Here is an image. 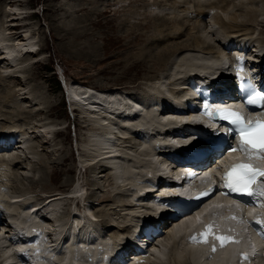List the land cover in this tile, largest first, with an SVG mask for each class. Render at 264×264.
Segmentation results:
<instances>
[{
	"label": "bare ground",
	"instance_id": "bare-ground-1",
	"mask_svg": "<svg viewBox=\"0 0 264 264\" xmlns=\"http://www.w3.org/2000/svg\"><path fill=\"white\" fill-rule=\"evenodd\" d=\"M119 1L120 0H115L114 2L115 6L116 5L118 6L116 7V10L114 11L116 14H123V13L128 12L127 10L129 9V6L134 3V1H130V3H128L127 5L120 6L118 5ZM172 1H176V0H163V2L165 3L171 2L170 4L173 3ZM177 2L181 4L182 9L184 10L183 12H181V14H184V15L182 16L179 13H172V14L166 13V14L161 15L160 16L161 18H158V21L162 22L163 24L169 23L170 25L172 23H178L180 21H183L184 23H180V25L184 29L192 31V33L191 32L188 33L189 35L188 40L190 41L188 40L181 41L180 43L177 42L176 46H173V45L169 46L168 44H170V40L168 37H170L172 31L168 35H165V32L156 33L153 37L151 38L149 37L150 39L146 35L137 36L139 38H143V44H142L143 48L149 49L148 51L145 52L147 57L154 60V62L152 61L153 65L150 67L149 66L150 60H148L145 57V55H143L142 58L145 59L144 66L147 65L148 70L150 69L154 71L155 73L156 71L158 72L156 73L157 75L148 82V84L146 83L147 85H145V87H143L140 91L136 92L138 94H134L132 93V91L131 92L122 91L126 95L135 96L139 98L140 101L151 102L150 108L143 105V107H147L148 109L144 108L142 111L143 113L147 115V119H148L147 121L149 122V124H153L154 126H161L162 123H166L165 120L157 117V124H156V102H163L164 104H166V102L164 101L166 100V98L170 97V98H174L176 102L183 103L182 95L185 92V88L179 87L181 80L199 79L197 78V74H200V72H198L200 70L202 73L215 74L217 72L222 77H225V79H227V82L229 83L230 80L228 79L229 78L228 76L230 75V71L226 70V67H223L222 58H221V53L226 43L232 42V43L241 44V45L243 43V45H247L248 43L250 44V42L251 43L255 42L257 43V47L264 48V42L261 41L262 42L261 43L260 39L258 37L257 38L255 37V33L250 34L249 32H245V33L243 32L244 28L248 29L249 27L238 25L240 24V22H238L237 20L238 15L237 16L232 15L226 19H223L220 17L222 15L221 14L222 12L220 13L219 11L221 7L225 6L226 3L228 4V9H230L233 5L241 6L240 2L233 3V0H193V3H196L197 8L196 6L195 8L192 7L194 9L193 12L195 15L194 18L192 19H189L190 17L186 16L188 15V11L192 9L191 8L188 10L186 5H188L192 1L191 0H181ZM111 6L112 5L110 4L108 7H106V9H108V11H112ZM5 7L0 8L1 13L3 12L2 8L4 10ZM48 8L50 9V12L52 14L51 22L54 23L51 29L53 30V32H55L56 38L59 39V41H64V40L66 41L65 43H63V45L62 44L61 46L58 45L62 51H65L69 55L72 54L74 56L80 55V51L83 48L88 49L86 52L87 56H89L90 53H97L96 52L97 47L93 43L91 37L89 36V31L87 30L86 24L83 22V20L78 19V18H73L71 15H68L69 18H71L70 23L71 22L73 23L74 21L79 20V24L81 23L80 24L81 26H79L78 23H74L72 25L71 24H61L60 20L64 19V16L67 15L69 12L66 6L61 4V5H52L51 8L50 7ZM78 8H81V7L79 6ZM233 9L236 10V8H233ZM212 10L215 11L216 13L213 15V19L211 20V22L214 23L215 26L218 25L216 27L214 25L212 27L211 26L212 23L211 24L208 23V19L210 18L209 14H211ZM61 12H66V13L62 15L60 14ZM149 12L150 11H148V13ZM226 12L228 11H225L224 13L226 14ZM252 12H254L253 8L251 9V13ZM246 13H247L246 17L248 16V14L251 15L250 12L248 11H246ZM190 14L191 13L189 12V15ZM151 15L152 17H156V14L154 15L151 14ZM13 16H17V14L15 13ZM179 18H182L183 20ZM206 18H207V21H206ZM171 19H173L172 22H170ZM227 19H230L229 20L230 22H228ZM17 20L19 19H16V21ZM139 20L140 19H138V21ZM187 20L192 21L194 23H199V25L189 24ZM225 21H227L228 24L226 26L222 25L221 27V24ZM0 22L2 23V20H0ZM12 22L13 21H10L8 23L4 21V24H6V26L8 25L9 27H7V29L4 28V30H1V31L8 32L9 35L5 34L6 39H3L2 43H0L1 44L0 45V54H1L0 60H1V57L2 59H6L0 62V68H4L1 66L2 63L4 65L8 63L7 67L4 69L8 71L10 70V72H11V69L13 70L12 67L18 68L19 64L23 63L24 65V63L25 62L27 63V61H29L30 59H33V58L39 59L38 57L42 56L39 54L40 50H36L35 46H33V43H31L34 38L26 39L25 37L23 38L22 36H19L18 40L22 39V42H23L22 44L12 42V41H17V40H13V38L16 36L15 30L18 31L17 29L11 28V27H14L13 26L14 24ZM261 23H264V21H261ZM203 24H205V27L202 26ZM1 25H3V23ZM142 25L146 26V24L143 23V21H139V23L136 22L134 25L125 26L127 29H125L122 26H121L122 28L121 27L120 28L124 29L126 33L128 34V36H132L134 35L135 32H137V30H139L142 27ZM219 28H221L222 30H225L224 31L225 33L224 32L221 33L219 31ZM168 30L169 29L166 26V30L164 29L162 31L167 32ZM195 31L197 32V35H198L196 37L197 40L199 39L198 42L196 41V39H193V36H194L193 32ZM205 35H207L206 37H208L207 40L204 37ZM210 36L212 37L211 39L209 38ZM10 39L12 41H10ZM0 40L2 39L0 38ZM80 41H84V42L79 43ZM131 41H134V39ZM6 42H9V43L6 44ZM25 42H30V43L26 44ZM185 44H188V45L186 46ZM5 45H7V47ZM77 46H80L79 49H77ZM44 47H46L45 44L43 45V49ZM178 47H180L179 50L175 49ZM257 47H255V49H257ZM181 48L183 49L181 50ZM172 49H175L174 50L175 53H172V51H170ZM254 51L255 50L252 49L250 52H254ZM25 56L27 57L24 58ZM36 59H33V60H36ZM18 61H20V63H18ZM31 66L28 67L24 65L22 69V65H21V69H18V70H20L21 73H24L26 75L28 74L29 68L30 69L32 68ZM34 67L35 65L33 66V68ZM154 67H156V71ZM1 75H4V74H1ZM13 75L14 74H12V76ZM14 76L16 78H13ZM14 76L12 77V81H11L12 84H19L21 79H19L17 75H14ZM204 79H207V77H205ZM29 81L28 83H30ZM24 84H21V85L19 84L16 86L24 87L23 89L25 90L27 89V85H24ZM211 84H213V82H211ZM83 87H86V86L81 85L79 83H74L71 86V88L73 89L72 92L75 94L74 97L84 98L86 100L85 97H87L86 96L87 92L88 93L92 92V93H99L98 95L100 96L104 95L105 96L104 99H108V102H109L108 104L104 102L99 103L97 101L98 98H101V97L103 98V96L94 97V101H96L100 105L96 107L91 106L93 107V109L82 112V118H80L79 126L80 128L83 127L88 132L87 139L86 138L84 139L85 140L84 144L87 145L86 146L87 149L86 147L84 149H82L81 147L80 149L82 154L86 158V160L82 162L83 166H85V168H87L86 170H88L91 173L98 174V171H100L101 174L106 173L107 175H105L104 177L105 178L107 177L109 180L111 179V181L113 180L112 183L115 189H117V191L120 189L121 191L124 190V192L127 193V195L126 194L125 195L131 197V200L117 203V206L115 205L116 206L115 208H110V210H112L113 212L112 213L106 212L107 216L105 217L104 215L101 214V211L97 212V214H100L99 217L102 219V221L98 220L97 216H95L94 218V215L93 213L90 212V210L89 212L91 213L92 218H88L87 216H85V218L87 217V220H86L84 217H82L83 215L81 213L78 214L77 211L75 212L73 211V213L70 214L68 208L64 209V212H62L60 216L52 217L53 219L52 223L57 222V224H59L62 221V219L66 217L67 218L72 217L73 222L72 224H70L69 222L64 223L61 229H57V227H55L54 224L52 225L50 224V219H49L50 217L45 215L46 213L42 215L43 214L42 211L46 208L50 210V208H52L53 203L55 204L56 202L62 201V200L68 201L69 203L72 204L79 198L78 197L79 190L76 189L75 191H71L68 193V195L62 194V193L56 194V195L51 194L50 197L46 198V200L42 199V202H40L41 199L37 201L36 200L29 201L28 200L29 197L27 198V194L25 192L24 193L17 192V194L12 193L13 195H16V196H10L8 193H6L7 196L3 198L7 201H11V199L13 200L11 201V203H9V207H8V211L11 213V215H9L10 221L8 222L6 220V217L0 215V233H1V230L4 231V233L1 234L3 235V239H0V252H1L0 264H4V263L19 264L16 261L14 255L12 254L13 247L9 246L10 244L8 241H6L5 238H9L11 236V232L13 230L12 225L14 223L25 224L24 223L26 221L25 218L31 213V211L28 210L30 207L32 208L31 210H34L33 216L37 217L36 222L38 223V227L42 228L41 222H43V225H46V226L50 225L54 227L55 230L54 232L51 231V235L54 236L55 241H57L58 243L64 242L66 250L67 251L71 250V253H72L71 255H73V253H75L76 251L77 256L79 254L80 255L89 254L90 252L96 253L95 249L97 246L98 247L102 246L104 250L118 249V248L124 247L123 245L125 243L129 246H132L133 244H135L141 247V245L146 242L145 240L142 239V235H143V233L141 232L142 221H140V219L145 214H149V213L142 212L141 209L151 210L155 214L154 216L151 215L152 213L150 214V216H152L151 217L152 219L155 218L158 214L166 216L164 215L166 213V210L163 209L161 204L150 201V199L153 198V196L149 195V193H146V190L149 189V191H151L152 189L151 186L149 184H140L139 181L145 180L146 183H148L149 180L143 179V178H148V179H151V181H153L154 183H156V187L159 185V181L156 180V179H159L158 175H156V164L159 166H164L167 169H169L170 165L168 162L160 160V157L158 156L157 152H162L163 150L171 151L173 148L176 147V144L177 145L181 144L179 142V139L173 137L174 143L173 141H170L169 139L160 141L158 144L162 146L163 148L161 147L158 151H156V141L158 140L156 139V137L154 139L150 138V136L148 137V134H147L148 132H145L142 135V137H140L142 139V142L140 139H137L134 137H125V136L122 137L121 135H125L122 132L123 131L127 132L129 129H133V126L136 125V123H134L135 121L132 120V118H130V121L127 118H125L123 112L121 113L119 112L121 111V108H123L121 106L123 101L118 98V96L120 95L119 90L116 89V90L105 91L104 89H101V90L94 89V88L89 89L88 87H87L88 89H85ZM20 89L16 91L15 88H12V94L9 92V96H8L10 98L9 102H12L14 99L19 98V97H15V94L13 93L23 95V98L21 97V99L23 100H29L30 93L28 95V92L31 91V89H29L27 92H24L23 90L24 93H21L22 90ZM227 89L228 90L230 89L228 84H227ZM31 97L33 98V96ZM34 97L37 98V96H34ZM29 101H32V100H29ZM46 102H47V106L40 108V105L45 103L43 100H40V103L39 104L36 103L35 105L37 106V108L39 107V109L35 110L33 107L31 111L26 110L22 106H17L16 108L13 107L14 110L12 113H10L9 111L3 110V108H0V131H5L12 124V121H13L12 119L16 115L17 117L25 116L28 119L33 118L32 115H39L41 113H45L51 116V113L54 111L55 107H53L52 104H49L48 100H46ZM34 103L35 101L32 102L31 104H34ZM192 113H193L192 115H188V116L183 115L180 117L186 118L189 122H191L194 119L193 115H195L194 112ZM167 114H170V113H167ZM172 115L177 116L174 113H172ZM81 122L84 123L85 125L81 124ZM50 125L51 124L49 123H44L42 124V126H40V128H49ZM8 131L11 132L8 135L13 136L16 139L19 138L20 141L17 142V149H21L23 151L22 153H24V150L26 151L28 149V139L26 138L27 134L20 133L21 134L20 136L19 130L16 128L14 129L10 128V130ZM53 135H54L53 137H56L58 133L54 132ZM193 142H194V146H196L197 148H200V145L197 144L195 137L193 138ZM82 143H83V140H82ZM23 146L24 148L22 149L21 147ZM9 150H10V146H9ZM62 150L63 149H59L56 152L57 153L60 152L61 154ZM16 152L17 150L14 153L7 152L8 153L7 159L6 158L4 159L3 157L0 158V162H3L0 164V179L3 182L2 185L0 186L1 188L2 187L7 188L6 176L10 172L11 162H15L16 160V159L15 160L11 159V157L23 158L19 154V152L17 153ZM105 155H111V156H114L115 158H111L110 156H105ZM118 155H121L122 157H119ZM28 158L29 157H26V160ZM66 159L67 158H64V160ZM130 161L134 163L132 164V166L127 164V162L131 164ZM122 162H125L128 166H126V168H123L121 166ZM260 164L264 165V162H260ZM23 165L24 166L27 165L29 168V164L27 163V161H25L21 166ZM66 171L70 172V170H66ZM20 174L22 175L21 176L22 178L26 177V176L23 177L24 173L22 174L21 172ZM108 176H111V177H108ZM120 179H124L123 184L121 185H119L118 182L116 181V180L120 181ZM30 183L31 185L35 184V181L32 180ZM94 186H97V188L101 187L100 184L97 182H94ZM116 194L118 195L119 192ZM82 199L83 198L78 200L80 201L78 203H81ZM85 199L86 197L83 200L88 201V203H90L89 200H85ZM110 199L111 198L109 196L108 197L106 196L101 201L103 202V201L110 200ZM62 203H61V206H62ZM30 204H33V205L28 206ZM218 205L219 206L223 205V206L222 208H217L216 206ZM212 206H214L213 207L214 211L219 214V216H216V218L220 222H223V220L226 218L228 210L230 211L233 209V207L231 206V203L228 200H225V199L214 200L211 204L207 205L201 212H198L197 215H200V213H202L203 211H208L209 207H212ZM17 207H19V211L17 210ZM125 207H131V208L125 209ZM84 210L86 211L85 208ZM234 211L237 212V210H234ZM123 212H126L125 216H127L128 218H126L127 220L124 224H122V226H121L120 220H117L118 224L116 226L113 221H107L110 219V218L107 219L109 215L110 216L113 215L112 217H114V215L115 216L117 215L116 217H118V216H121ZM104 213L105 212H103V214ZM207 216H210V213ZM39 219L41 221H39ZM188 219L186 220L185 218L181 219V222L177 224L178 226L175 229H171L170 231L166 232V230H168L172 226V224L167 225L168 227H166L165 233L167 234V236L169 235V237L167 238L169 242L166 241V237H167L166 236L163 239L164 243H160V245L162 246V249L157 247V249H155L156 251L155 254L151 256L150 258H148V262L145 264H169V263L170 264L172 263L173 264H186L187 261L189 262V264H223L227 260H231L234 258V253L239 247H243L247 244L246 239H245V232L243 231L245 224L230 220L228 222L236 226V228L239 231V235L229 233L228 236L234 237V238L239 237L238 238L239 244H230L228 248L217 253L213 259H210V260L206 259L207 251L204 246L188 245L187 242L184 240L185 230L193 226V224L195 223V216L190 215ZM74 222L77 223L75 228L73 226ZM88 223L92 224L91 226L92 230L91 229L89 230L87 226L86 227L83 226ZM76 227L78 231L82 232V234L80 235L81 238H86L87 242L81 240L82 242H80L79 245H75L71 242L70 238H71V235L74 234V232H76ZM107 228L114 229L112 234L110 230H108ZM212 229L215 232L221 233L219 232L220 229L218 227L213 226ZM57 235H59L58 237L62 239L61 241L58 240L59 238H57ZM110 239H114V242H109ZM81 247L83 248L87 247L89 249L88 252L86 251V249H82ZM77 250H80L82 252H77ZM202 257L205 260H203ZM63 258H64V255L57 256L58 261H62ZM68 262L70 263V260ZM77 264H84V263L78 262ZM99 264H110V261L107 262L105 258H102L99 261ZM252 264H263V263L256 261Z\"/></svg>",
	"mask_w": 264,
	"mask_h": 264
},
{
	"label": "rangeland",
	"instance_id": "rangeland-1",
	"mask_svg": "<svg viewBox=\"0 0 264 264\" xmlns=\"http://www.w3.org/2000/svg\"><path fill=\"white\" fill-rule=\"evenodd\" d=\"M130 1H134V3L129 6V9L127 10L128 12L116 14L114 11L118 6H115V0H0V6H6L4 10L2 8L4 13H1L0 11V20H2L3 23V25H1L2 23L0 22V38L2 39L0 40V43H2L3 39H6L5 34L9 35L8 32L1 31L4 30V28L7 29V27H9L8 25L6 26V24H4V21L8 23L13 21L12 23L14 24V27L11 28L18 30H15L16 36L13 38V40L17 41H12L11 39L10 41L22 44V39L18 40L19 36H22L23 38L25 37L26 39L34 38L31 43H33V46H35L36 49L40 50L39 54L42 55L41 57H38L39 59L33 58L38 61L30 59L27 61V63H24V65L28 67L32 65V68H29L28 74L26 75L18 70L21 69V65L23 69V63L19 64L20 66L18 65V68L12 67L13 70L10 68L11 72L10 70L8 71L4 69L7 67L8 63L5 65L3 63L1 64V66L4 68H0L2 70H0V108H3V110L9 111L10 113H12L14 108L17 106H22L28 111H31L33 107L35 110H38L39 107L37 108L35 105L36 103L39 104L40 100L45 102L44 104L40 105V108L47 106L46 100L49 101V104H52L53 107H55L54 111L51 113V116L41 113L39 115H32L33 118L28 119L25 116L17 117L16 115L12 119V124L9 127L7 126L8 128L6 130H10V128L18 129L20 136V133L27 134L26 138L28 139V149L26 151L24 150V153H22L23 151L21 149H17V152H19L23 158L11 157V159L16 160L15 162H11L10 172L6 176V189L8 194L11 195L12 193L17 194V192H25L27 194V198L29 197V201H37L41 199L40 202H42V199L46 200V198L50 197L51 194L56 195L62 193L68 195V193L71 191H75L76 189L79 190V198L72 204L68 201L62 200L56 202L55 204L53 203L50 210L46 208L42 211L43 213L48 214L50 217L60 216L61 213L64 212V209L68 208L70 214L73 213V211H77V213H81L83 215L82 217L84 218L85 216L92 218L91 213H93L94 218L97 216V219L102 221V219L99 217L100 214H97V212L101 211V214L105 217L107 216L106 212H113L110 210V208H115L117 203L131 200V197L126 196L127 193H125L124 190L121 191L120 189L117 191V189H115L112 183L113 180L111 181V179L109 180L107 177V179L104 177L107 175L106 173L101 174L100 171H98V174L91 173L86 170L87 168H85V166H83L82 162L85 161L86 158L80 149L81 147L84 149L87 146L84 144V139H87L88 132L83 127L80 128V119L76 123L77 117L73 118L71 115L72 113L70 114L62 84L60 89H58L55 84L56 80H62V76L65 75L68 82L73 81L74 83H79L88 87L89 89H104L105 91L118 89L119 91H132V93L138 94L136 92L145 87V85H147L148 82L157 75L156 73L158 71H156V67H154L156 71L155 73L150 69L149 71L147 65L144 66L145 59L142 58L143 55H145V57L150 60V67L153 65L154 60L147 57L145 52L149 49L143 48V38H139L137 36L146 35L148 38H151L156 33L165 32V35H168L172 31L170 35L171 38L168 37L170 44H167L169 46H176L177 42L180 43L181 41H187L189 39L188 33H192V31L186 30L180 25V23H184L183 21L172 23L171 25L173 26H171L169 23L163 24L162 22L158 21V18H161L160 16L166 13H179L183 16L184 14H181V12L184 10L182 9L181 4L177 2L181 0L172 1V4H170L171 2L165 3L163 0H120L118 5H127L130 3ZM191 1V4L189 3L186 5L188 10L192 7L195 8L196 6V3H193V0ZM234 2H240L241 6L233 5L230 9H228V4L226 3L224 7H221L222 10L220 9L219 11L220 13L222 12V15L219 14L221 15L220 17L226 19L232 15H238L237 20L240 22L238 25L249 27L248 29L244 28L243 32H249L250 34L255 33V37H258L260 42H264V23H261V21H264V0H233V3ZM61 4L65 5L69 12L64 16V19L60 20V23L71 25L78 23V25L81 26V23L79 24V20L70 23L71 18H69L68 15H71L73 18L83 20V22L86 24L87 30L89 31V36L97 47V53H90L89 56H87L86 52L88 49L83 48L80 51V55L74 56L72 54L69 55L60 49L59 46H61V44L63 45V43L66 41H59V39L56 38L55 32H53L51 29L54 23L51 22L52 14L48 7L51 8L52 5ZM110 4L112 5V11H108V9H106V7H108ZM79 6L81 8H78ZM193 8L189 10L188 15H186L187 17H190L189 19H192L195 16ZM233 8H236V10ZM250 8H253L254 12L251 13ZM148 11H150V14ZM223 11L228 12L225 14ZM246 11L250 12L251 15L248 14L246 17ZM189 12L192 15H189ZM211 12L213 13L209 14L210 18L208 19V23L210 24L212 23L211 20L213 19V15L216 13L213 10ZM15 13L17 16H13ZM65 13L66 12H61L60 14L64 15ZM151 14H156V17H152ZM15 18L19 20L16 21ZM138 19H140L139 21H143L146 26L142 25V27L137 30L134 35L128 36L126 31L121 28L124 27L127 29L125 26L134 25L136 22L139 23ZM179 19L183 20L182 18ZM227 20L230 22V19ZM172 21L173 19L170 20V22ZM228 22H223L221 27L222 25L226 26ZM188 23L192 25H199V23H194L192 21H188ZM213 25L215 26L214 23H212L211 26L213 27ZM166 26L170 31H162L164 29L166 30ZM202 26L205 27V24ZM219 31L223 33L225 30L219 28ZM193 35V39H196L198 36L196 31L193 32ZM206 36L207 35L204 37L207 40L208 37ZM209 38L211 39L212 37L210 36ZM133 39L134 41H131ZM196 41L198 42L199 39H196ZM81 42L83 43L84 41H80L79 43ZM8 43L9 42H6V44ZM25 43L28 44L30 42ZM44 44L46 47L43 49ZM188 44L185 45L187 46ZM5 46L7 47V45ZM79 47L80 46H77V49H79ZM175 49L179 50L180 47ZM175 49L170 51L175 53ZM182 49L183 48H181V50ZM26 57L27 56L24 58ZM4 60L6 59H2L1 57L0 62ZM18 63H20V61H18ZM34 65L35 67L33 68ZM12 74L17 75L18 78L21 79L19 84L21 85L25 83L24 85H27V89L24 90V87L21 86L17 87L16 85L19 84H12L11 81L12 77L14 76H12ZM13 78L16 77L14 76ZM28 81L30 83H28ZM12 88H15L16 91L21 88V93L27 92L29 89H31V91L28 92V95L30 93L29 100L32 101L23 100L21 99V97L23 98V95L13 93L15 94V97L19 98L9 102L10 98L8 96L9 92L12 94ZM31 96H33V98H35L34 96H37V98L33 99ZM34 101L35 103L31 104ZM41 123H49L51 125L49 128H40V126H42ZM81 124L85 125L82 122ZM54 132L58 133L56 137H53ZM122 133L125 134L121 135L122 137H133L132 134L130 135V133L129 135L124 131ZM59 149H63L61 154L60 152H58L59 154L56 152ZM26 157L29 158L26 160ZM64 158L67 159L64 160ZM25 161H27L29 164V168L27 165L21 166ZM122 163L121 166L123 168H126V166H128L127 164L130 166L134 164L133 162H131V164L129 162H127V164L125 162ZM66 170H70V172H67ZM21 172L22 174L24 173L23 177H26L22 178V175L20 174ZM32 180L35 181V184L31 185L30 182ZM116 181L119 185H121L123 184L124 179ZM94 182L100 184V189L97 188V186H94ZM118 192L119 194L117 195L116 193ZM106 196H109L111 199L102 202L101 200ZM85 197V200H89L90 203L83 200ZM81 198H83L81 203H78L80 202L78 200ZM90 198L93 199L91 200ZM32 205L33 204H30L28 206ZM127 208L131 207H125V209ZM17 210L19 211V207H17ZM141 210L145 213H152V216L155 215L151 210L150 212L145 209ZM103 212L105 213L103 214ZM125 213L126 212H123L121 216H118L119 218L116 217L117 215H114V217H112L113 215H109L107 219H110L107 221H113L116 226L118 224L117 220H120L122 226V224L126 222V218H128L125 216ZM87 217L85 218L86 220ZM39 221L41 220L39 219ZM52 222L53 221L50 220L51 225L53 224ZM67 222L72 224V217H66L62 219V221L58 224L59 229H61L63 224ZM88 224L83 226H87L90 230L92 228V224ZM161 227L165 229L164 226ZM107 229L110 230L111 234L114 231V229L111 228ZM3 233L4 231L1 230V234ZM168 237L169 235L166 237L167 242H169L167 240ZM58 238L59 241L62 240L60 237ZM109 242H114V239H110ZM186 264H189V262L187 261Z\"/></svg>",
	"mask_w": 264,
	"mask_h": 264
},
{
	"label": "snow or ice",
	"instance_id": "snow-or-ice-1",
	"mask_svg": "<svg viewBox=\"0 0 264 264\" xmlns=\"http://www.w3.org/2000/svg\"><path fill=\"white\" fill-rule=\"evenodd\" d=\"M259 95V93H253L252 97L248 100V103H256L257 99H259ZM205 115H208V113L205 112ZM218 115L220 119L226 120L230 125H232L235 132L240 136V148H233L232 151L256 153L258 155L264 154V124L256 123L252 125H245L241 117L235 112L225 111L219 113ZM258 177H264V172L254 171L248 165L239 164L234 166L233 169L225 175V187L229 190V192L252 197L258 194L254 188ZM259 195H264V192L259 193ZM210 232L211 228L201 235V241L198 242L206 243L207 241L205 237ZM215 239L220 242L221 247H223L228 240V238L223 236H217ZM193 240H196V238L193 237ZM213 251H215V248H213Z\"/></svg>",
	"mask_w": 264,
	"mask_h": 264
},
{
	"label": "trees",
	"instance_id": "trees-1",
	"mask_svg": "<svg viewBox=\"0 0 264 264\" xmlns=\"http://www.w3.org/2000/svg\"><path fill=\"white\" fill-rule=\"evenodd\" d=\"M55 84H56V87H57L58 89L61 88V82H60L59 80H56V81H55Z\"/></svg>",
	"mask_w": 264,
	"mask_h": 264
}]
</instances>
